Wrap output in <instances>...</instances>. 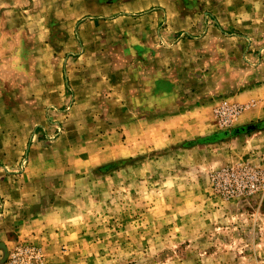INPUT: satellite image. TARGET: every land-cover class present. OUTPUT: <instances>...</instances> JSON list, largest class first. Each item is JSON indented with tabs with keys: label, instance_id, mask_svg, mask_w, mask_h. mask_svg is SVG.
<instances>
[{
	"label": "rangeland",
	"instance_id": "1",
	"mask_svg": "<svg viewBox=\"0 0 264 264\" xmlns=\"http://www.w3.org/2000/svg\"><path fill=\"white\" fill-rule=\"evenodd\" d=\"M0 264H264V0H0Z\"/></svg>",
	"mask_w": 264,
	"mask_h": 264
},
{
	"label": "crops",
	"instance_id": "2",
	"mask_svg": "<svg viewBox=\"0 0 264 264\" xmlns=\"http://www.w3.org/2000/svg\"><path fill=\"white\" fill-rule=\"evenodd\" d=\"M90 16L91 17L88 19H85V18L75 19L73 21L72 26H74V30H73V33L71 34L70 37H80V38H82V40H91L92 37H98L102 33V31L100 30V28H101L100 26H101V23L103 21L105 22V18H107L106 17L107 15H105V13H101L99 15H95V16L90 15ZM89 26H93L91 30H88ZM30 36H31L30 33H28V37H30ZM33 37H37V40H42V38H39L38 36H33ZM81 50L82 51L79 53V55H76V57H77L76 59L83 58L87 54V50H85V49H81ZM72 52L73 51H70V52L66 51L64 53L63 57L66 58V57L72 56L71 55ZM85 70H86V68L84 69V67H82V71L77 72L78 84H75L73 86L74 88L77 87V89H75L76 90V94H75L76 98L86 96L87 95L86 93H88L89 89H91V90L95 89L96 91L100 92V87H101L100 82L88 80L87 82H89V83H84V81L86 80L84 78L85 77V72H84ZM60 71H61V72H59V79H60V83H61V85L59 86V89L61 90L60 99H61V102L64 103L67 99L68 92L70 90H73V87L71 89H68L69 88V85H68L69 80H74L75 77L72 75L73 71L69 72L68 67H66V69H63V70L61 69ZM102 87L106 89V92H109L110 90H115L114 86H110L108 84H105ZM262 90H263V88H261V87L253 88L252 90H249V91L242 93L241 95L237 96V99L240 101H243L244 98H248L250 100L260 99ZM77 102H78V100H77ZM77 102L75 100V102H73V103L76 104ZM43 104L45 106L46 105L47 106L54 105L52 103V101H49L48 99L43 101ZM253 114H256V112L252 113V116H251L252 118L254 117ZM176 118H177L176 116H167V117H162V118L157 117L155 119V121H156V123H160L161 120H166V121L170 122ZM144 119H146V118H144V117L141 118V121ZM187 125H191L190 121L187 122ZM173 136H174V134H173Z\"/></svg>",
	"mask_w": 264,
	"mask_h": 264
},
{
	"label": "built area",
	"instance_id": "3",
	"mask_svg": "<svg viewBox=\"0 0 264 264\" xmlns=\"http://www.w3.org/2000/svg\"><path fill=\"white\" fill-rule=\"evenodd\" d=\"M229 115H228V112H225V114H227L228 116V118H230L232 115H234V116H236V115H238L239 113H240V110L238 109V107L236 108V109H234V110H232V111H229Z\"/></svg>",
	"mask_w": 264,
	"mask_h": 264
}]
</instances>
